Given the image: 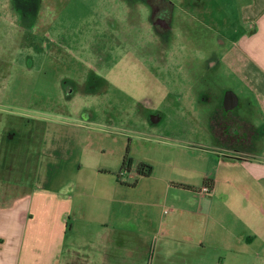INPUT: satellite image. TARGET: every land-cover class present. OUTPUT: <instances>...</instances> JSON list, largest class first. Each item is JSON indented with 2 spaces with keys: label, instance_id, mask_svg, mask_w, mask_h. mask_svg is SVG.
<instances>
[{
  "label": "rangeland",
  "instance_id": "obj_1",
  "mask_svg": "<svg viewBox=\"0 0 264 264\" xmlns=\"http://www.w3.org/2000/svg\"><path fill=\"white\" fill-rule=\"evenodd\" d=\"M154 1L157 7L172 5L171 28L180 29L191 55L198 48L206 51L218 34L224 38L237 37L235 30L244 28L240 21L242 7L249 2ZM41 2L39 19L24 27L18 9L24 8L25 0H0V132L15 129L24 134L32 129L34 122L47 124L44 136L39 134L45 143L33 142L25 146L23 154H18L21 170L18 167L17 172L14 169L0 173V204H8L27 192L37 165L46 173L39 181L48 187L81 182L108 184L118 177L120 191L114 197L119 202L115 203L111 220L125 221L130 216L136 226L149 223L146 215L155 211L152 203L166 207L179 202L187 205L198 198L178 185L198 187L211 166L208 153L201 150L210 146L197 142L209 135L206 115L209 100L207 93L197 88L208 85L220 99L222 90L229 87L242 97L245 90L241 89L245 86L238 74L225 72L206 78L205 82L198 81L194 69L185 66L180 56L175 61L176 41L170 36L168 52L159 57V53L151 52L153 73L150 77L142 76L137 69L134 72L128 67L130 54L126 46L137 34L132 27L128 29L124 9L127 0ZM135 7L129 16L143 20L147 14L143 2L136 0ZM193 8L194 19L187 12ZM193 27L198 33L190 31ZM210 28L216 32L210 34ZM206 33L213 37H207ZM155 37L152 30L153 42ZM155 68H158L156 72ZM90 73L104 76L105 89L72 90V96L67 99L64 80L71 78L86 89L83 83ZM229 111L236 114L238 106ZM36 150L47 160L40 161ZM125 153L131 159L128 170L120 168ZM139 162L151 165L148 176L134 171ZM71 193L73 203L84 202L86 211L82 222L68 218V227L72 225L74 232L87 227L93 231L94 222L103 216L106 205L93 197L81 198L78 190ZM155 215H159L157 210ZM175 255L169 254L166 261L222 264L225 257L224 252L213 249L198 259Z\"/></svg>",
  "mask_w": 264,
  "mask_h": 264
},
{
  "label": "crops",
  "instance_id": "obj_2",
  "mask_svg": "<svg viewBox=\"0 0 264 264\" xmlns=\"http://www.w3.org/2000/svg\"><path fill=\"white\" fill-rule=\"evenodd\" d=\"M242 8L244 28L235 30L237 37L225 38L229 48L222 63L224 72L238 74L245 86L242 97L231 91L246 136L240 145L228 144L212 130L216 103L208 105L209 135L197 142L210 146L201 149L211 163L204 173L212 180L210 191H199L201 184L186 188L198 196L187 205L152 203L159 215L150 211L149 223L136 226L130 216L111 220L119 202L114 197L120 191L118 177L108 184L48 187L39 181L45 172L37 165L27 192L0 204V264H178L168 263V255L198 259L212 249L225 253L222 264H264V0H249ZM213 69L214 77L222 70L218 56ZM72 190L106 205L93 231L68 227V218L82 222L86 211L84 202L73 203Z\"/></svg>",
  "mask_w": 264,
  "mask_h": 264
},
{
  "label": "flooded vegetation",
  "instance_id": "obj_3",
  "mask_svg": "<svg viewBox=\"0 0 264 264\" xmlns=\"http://www.w3.org/2000/svg\"><path fill=\"white\" fill-rule=\"evenodd\" d=\"M21 1V0H17ZM42 0H25V5H23L24 8L18 9L20 12L19 18L20 21L23 22L24 27L29 23L30 21L35 24L36 20L38 18V13L40 12L41 8V2ZM131 1V2H130ZM143 2L144 6L146 7V13L143 20L140 19V17H131L129 16V13L131 9L136 10V0H127V4L125 6V11L127 12V18L129 21L128 29L131 27L133 28L134 32L136 31L137 38L132 39V41L126 46L128 47V67L131 66L132 70H138L140 73H142V76H151L153 73L152 69V63H151V52L159 53V56H163V53H167L169 49V37L172 36V38H175L176 41V48L173 50V57L175 58V61L177 62L178 57L180 56V59L184 62V65L187 64L190 65L194 69V74L199 78L198 81L205 82L206 78L210 79V77H214L213 74L215 69L214 62L216 60V57H219L220 64L222 70L218 72V75L221 73H225L224 71V64L222 63V58L224 57V53L229 48L228 41L223 37L224 35L218 34L219 37L216 38L215 43L213 45H208L206 51H200L196 49L194 54L191 55L189 53L190 47H188L189 43L182 40V35L180 29H176L175 31L172 30V12L173 7L172 5L167 7H157L154 0H140ZM159 1V0H156ZM163 1V0H161ZM130 2V3H128ZM193 9H188L187 12L189 14L193 15V19L195 14H193ZM195 11V10H194ZM191 12V13H190ZM140 12L137 14L139 15ZM197 19V18H196ZM195 19V20H196ZM143 22H139V21ZM191 32H197L198 30L193 27L189 28ZM154 30L155 33V42L151 40V31ZM210 34H214L216 31L212 28H210ZM174 31V34H173ZM215 31V32H214ZM218 31L217 33H219ZM185 36L187 38V33L184 32ZM208 33V30H207ZM206 33L207 37H213ZM205 35V34H204ZM142 39V40H141ZM188 44V45H187ZM125 47V48H126ZM172 49V47H171ZM181 50V51H180ZM125 52V53H127ZM183 52V53H182ZM127 53V55H128ZM125 55V56H127ZM123 55V57H125ZM161 59V57H160ZM116 61V60H115ZM114 61V62H115ZM119 62V61H117ZM158 65H161V60L158 61ZM192 63V64H191ZM116 64V62H115ZM118 66H116L117 68ZM162 68V67H161ZM158 68H155L154 71L156 72ZM135 72V71H134ZM105 78L104 76L97 74L90 73L87 78L84 80L83 84H86V89H82L80 85H78L75 81H73L71 78L64 80V86L63 90L65 91V97L69 99L72 94V90H104ZM210 82V81H209ZM145 84V83H144ZM207 89V90H206ZM70 90V91H69ZM197 90H202L203 92H206L208 95V100L211 107L214 106L213 113L211 115V124H212V130L219 131V135L223 138H225L228 144L232 145H240L244 142L246 131L243 127V123H241V119L239 115L232 113L231 111L228 112V110H225L222 105V98L224 96L225 91L232 90L231 88L227 87L224 88L221 92V98L218 99L217 94L209 89L208 85L204 86L202 89L197 88ZM214 93V94H213ZM217 99L220 101L219 105L217 102ZM222 111H221V109ZM235 108V107H234ZM231 110V109H230ZM224 111V112H223ZM38 121V120H36ZM46 123H35L32 125V129L29 130L27 133H17V131L14 129H7L4 130L2 137L0 138V173L5 174L6 172H17V168L21 170V160L19 157V153L23 154L25 150V146L31 145L33 142H42L45 143V138L40 137V132H45ZM31 137V138H30ZM15 139V140H14ZM14 141V142H12ZM22 144V146L19 148L16 145ZM36 145V144H35ZM20 149L23 151L21 152ZM40 153V151H39ZM36 156L39 158V154H37L36 150ZM14 159H16V163H13ZM15 164V165H13Z\"/></svg>",
  "mask_w": 264,
  "mask_h": 264
},
{
  "label": "trees",
  "instance_id": "obj_4",
  "mask_svg": "<svg viewBox=\"0 0 264 264\" xmlns=\"http://www.w3.org/2000/svg\"><path fill=\"white\" fill-rule=\"evenodd\" d=\"M130 164H131V159L128 158L127 154L125 153L123 158H122V163H121L120 168L128 170L130 168ZM135 171L140 176H148L152 171V167L148 163L139 162L135 167ZM178 185H179V187H183L185 189L186 188H190V189L193 188L191 186H187V185H184L182 183H179ZM204 187L211 189L212 188V180L209 178H204L202 183H201V186L199 187V191Z\"/></svg>",
  "mask_w": 264,
  "mask_h": 264
},
{
  "label": "water",
  "instance_id": "obj_5",
  "mask_svg": "<svg viewBox=\"0 0 264 264\" xmlns=\"http://www.w3.org/2000/svg\"><path fill=\"white\" fill-rule=\"evenodd\" d=\"M237 103H238V99L236 94L231 90L225 91L222 101L223 108L225 110H230L233 107H235Z\"/></svg>",
  "mask_w": 264,
  "mask_h": 264
},
{
  "label": "built area",
  "instance_id": "obj_6",
  "mask_svg": "<svg viewBox=\"0 0 264 264\" xmlns=\"http://www.w3.org/2000/svg\"><path fill=\"white\" fill-rule=\"evenodd\" d=\"M201 191H202V192H208V191H209V189H208V188H206V187H204V188H202V189H201Z\"/></svg>",
  "mask_w": 264,
  "mask_h": 264
}]
</instances>
